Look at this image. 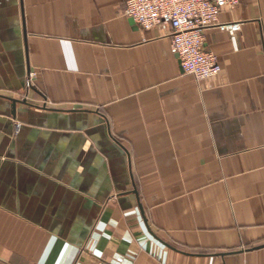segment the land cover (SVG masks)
<instances>
[{
    "label": "crops",
    "instance_id": "0c3cea01",
    "mask_svg": "<svg viewBox=\"0 0 264 264\" xmlns=\"http://www.w3.org/2000/svg\"><path fill=\"white\" fill-rule=\"evenodd\" d=\"M123 10L0 0V264H264V0L200 82Z\"/></svg>",
    "mask_w": 264,
    "mask_h": 264
},
{
    "label": "built area",
    "instance_id": "2783aa9c",
    "mask_svg": "<svg viewBox=\"0 0 264 264\" xmlns=\"http://www.w3.org/2000/svg\"><path fill=\"white\" fill-rule=\"evenodd\" d=\"M245 0H123V15L142 30L157 27L169 29L170 53L179 60L185 75L196 81L217 77L221 67L217 56L204 49L205 32L209 28L234 34L240 23H219V15L234 10ZM31 86L27 79L25 87Z\"/></svg>",
    "mask_w": 264,
    "mask_h": 264
},
{
    "label": "water",
    "instance_id": "95a60500",
    "mask_svg": "<svg viewBox=\"0 0 264 264\" xmlns=\"http://www.w3.org/2000/svg\"><path fill=\"white\" fill-rule=\"evenodd\" d=\"M130 23L134 24L133 20L130 19ZM29 74V71L27 72V75ZM24 90L26 91V93H28L29 90H34V88L32 86H30L29 88L25 87V83L23 85ZM6 100L9 102V107H10V116L12 118H15L16 116V111H17V106H22L27 108H34V109H39L31 104H29L26 100V97H24L23 99H13V98H6ZM43 110H46V107L42 108ZM23 111V109H22ZM25 111V109H24ZM53 113H60V111H52ZM75 112V111H74ZM79 112H84V111H79ZM132 193L137 197V192L133 187ZM141 210V206H138Z\"/></svg>",
    "mask_w": 264,
    "mask_h": 264
}]
</instances>
